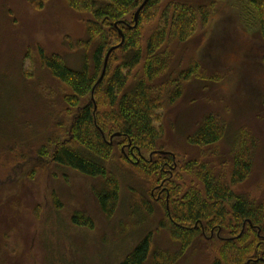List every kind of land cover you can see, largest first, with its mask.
Returning <instances> with one entry per match:
<instances>
[{
    "label": "rangeland",
    "instance_id": "obj_1",
    "mask_svg": "<svg viewBox=\"0 0 264 264\" xmlns=\"http://www.w3.org/2000/svg\"><path fill=\"white\" fill-rule=\"evenodd\" d=\"M173 2L206 5L210 15L186 41L166 44L169 69L155 81L194 71L181 80V95L157 110L159 151L185 165L203 162L228 182L232 152L248 143L251 172L231 188L264 204V37L258 19L247 0H162V9ZM87 19L66 0H46L40 8L33 0H0V264H119L147 234L151 254L144 264H209L218 254L211 237L216 229L181 248L167 229L163 181L138 176L126 165L116 210L108 217L95 195L103 187L100 178L38 153L69 117L63 97L70 92L42 65L40 49L79 68L90 53L75 45L86 37ZM152 24L144 25L145 36ZM133 74L142 75L141 68ZM208 114L218 118L225 135L207 146L189 143L187 137ZM181 172L183 183L198 182L194 173ZM75 212L89 216L93 227L72 223Z\"/></svg>",
    "mask_w": 264,
    "mask_h": 264
},
{
    "label": "trees",
    "instance_id": "obj_2",
    "mask_svg": "<svg viewBox=\"0 0 264 264\" xmlns=\"http://www.w3.org/2000/svg\"><path fill=\"white\" fill-rule=\"evenodd\" d=\"M44 1L33 0L39 8ZM161 1L147 0L135 21L143 0H66L71 9L88 15L86 37L75 45L90 53L75 69L62 56H47L40 49L42 65L70 92L63 97L69 117L58 123L59 134L47 137L38 153L49 156L56 165L100 178L103 187L95 195L108 217L119 200L121 171L132 165L138 176L163 181L160 189L167 229L181 242V248L216 229L211 237L218 242V254L209 264H264V204H256L231 188L251 172V146L244 142L232 152L228 182L203 162L194 159L185 165L173 154L159 151L162 129L154 124L159 120L157 110L181 95V80L194 71L190 67L173 80L155 81L169 69L171 54L166 44L186 41L198 26L207 24L210 15L206 5L173 2L162 9ZM247 2L264 37V0ZM148 22L153 24L145 36L144 25ZM136 68H141L142 75L135 77ZM224 133L218 118L208 114L187 141L207 146L218 142ZM145 152L153 157L146 158ZM181 171L194 173L198 182L183 183ZM71 221L93 227V220L81 212H75ZM221 231L228 232V236H219ZM150 254L151 235L147 234L119 264H144Z\"/></svg>",
    "mask_w": 264,
    "mask_h": 264
},
{
    "label": "water",
    "instance_id": "obj_3",
    "mask_svg": "<svg viewBox=\"0 0 264 264\" xmlns=\"http://www.w3.org/2000/svg\"><path fill=\"white\" fill-rule=\"evenodd\" d=\"M146 1L147 0H143L142 4L140 5V7L135 12V16H134L135 21L137 20V16H138V13H139L141 7L146 3ZM110 51H111V49L108 51V53H107V55H106V57L104 59L103 70H102V73H101V75L99 77V80L102 78V76L104 74V69H105V66H106V63H107V59H108V55L110 54ZM161 153H165V152H161Z\"/></svg>",
    "mask_w": 264,
    "mask_h": 264
}]
</instances>
